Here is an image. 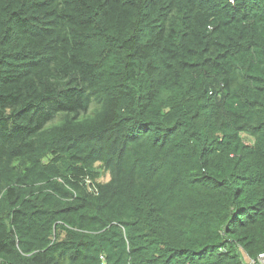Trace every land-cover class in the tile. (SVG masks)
Here are the masks:
<instances>
[{
	"label": "trees",
	"instance_id": "obj_1",
	"mask_svg": "<svg viewBox=\"0 0 264 264\" xmlns=\"http://www.w3.org/2000/svg\"><path fill=\"white\" fill-rule=\"evenodd\" d=\"M262 252L264 0H0V264Z\"/></svg>",
	"mask_w": 264,
	"mask_h": 264
},
{
	"label": "built area",
	"instance_id": "obj_2",
	"mask_svg": "<svg viewBox=\"0 0 264 264\" xmlns=\"http://www.w3.org/2000/svg\"><path fill=\"white\" fill-rule=\"evenodd\" d=\"M82 181L84 182L89 193L93 195L99 194V188L96 183L89 177V175L83 176ZM243 264H264V252L260 253L256 258L245 255Z\"/></svg>",
	"mask_w": 264,
	"mask_h": 264
},
{
	"label": "rangeland",
	"instance_id": "obj_3",
	"mask_svg": "<svg viewBox=\"0 0 264 264\" xmlns=\"http://www.w3.org/2000/svg\"><path fill=\"white\" fill-rule=\"evenodd\" d=\"M50 125H52L51 123H50ZM110 174H108V173H105V176H104V182L105 181H108L109 179H110V176H109Z\"/></svg>",
	"mask_w": 264,
	"mask_h": 264
}]
</instances>
